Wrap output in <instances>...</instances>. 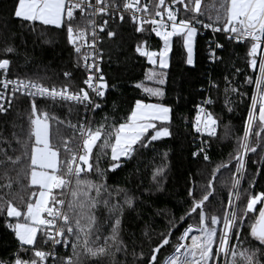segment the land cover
<instances>
[{
  "label": "snow or ice",
  "instance_id": "snow-or-ice-1",
  "mask_svg": "<svg viewBox=\"0 0 264 264\" xmlns=\"http://www.w3.org/2000/svg\"><path fill=\"white\" fill-rule=\"evenodd\" d=\"M179 4H183V11L193 15L189 18L179 17V9L175 7ZM154 8L156 9L154 12H149L148 4H141V0H111L110 3L106 0H96L95 4L89 3L88 0H15L10 18L20 20L22 27L26 26L31 31H35L32 24L36 22L44 26L54 25L60 28L66 34L67 44L72 46L76 54V66H79L80 61L83 60L87 75L82 80L85 87H80L77 91H70L67 84L57 89L55 86L47 87L31 79H9L8 70L11 61L8 58H0V89H2L0 113L8 112L16 93L31 97L26 138L21 141L15 133L12 134V139L19 146L20 154L9 155L8 150L17 152V149L12 147V140L6 137L0 139V144L3 145V148H0V157H2L0 165L5 166L4 182L0 184V188L12 187L8 166L20 164L22 160L27 161L26 174L29 185L38 186V191H33L21 207H17L12 200L0 202V213H6V217L17 218L15 223L7 220L5 222L14 232L20 245L14 256L0 259V264H45L49 257H55L53 264H95V261L102 257H108L109 264H121L116 259L117 254L121 252L127 254V245L120 235L121 216L123 206H133L134 198L127 194L126 189H118L116 195L123 193V202L117 201L111 204L112 193L108 191V185L103 178L107 170L121 166V157H132L137 150L134 146L147 148L151 141L171 135L169 127L158 126L155 123L168 121L171 109L161 103H145L138 99L124 122L117 124L113 121L109 124L107 118L96 122L87 116V112L101 109V104L97 103V100L106 96L109 87L100 67L104 54L98 47V41L101 38L100 33L110 39L116 37L117 31L112 27L117 23L116 13H119L120 21L130 19L135 32L143 33L150 30L163 41V47L158 53L145 50L139 42L134 49L153 64L156 63L155 58L158 56L161 68L168 67L167 55L172 38L175 36L182 37L183 46L187 50L186 62L189 65L193 64V38L199 27L221 32L228 40L249 44L248 66L254 69L258 67L259 71L254 74L255 90L251 96L247 120L243 125V136L238 138V150L234 156L237 160V173L243 175L246 154L256 151V147L249 143L250 133L255 132V136L264 141L262 132L256 131L253 127L258 118L259 128L264 129V0H219L216 16L209 17L212 22L208 23L198 18L202 14L201 0H170L167 4L166 0H158ZM77 10H79V21ZM104 14L108 15V19H104ZM165 15L166 20L163 18ZM156 17L161 18L156 19ZM97 28L100 29V33L96 32ZM211 43L215 48L210 46V59L221 60L222 58L215 55V50H222L224 45L215 40ZM82 51L83 56L80 55ZM15 52L16 49L6 38L5 47L0 53L8 55ZM240 72L241 70L237 68L234 74ZM63 75L69 79L72 77L71 72H65ZM155 75L157 74L153 73L147 78L152 79ZM160 76L159 83L162 85L165 81L162 73ZM223 82L224 104L227 107L231 103L228 96L239 94V89L231 86L232 80L228 76L224 77ZM246 83H253V77L249 76ZM209 84V90L216 88L219 91L217 83L210 79ZM137 87L143 85L139 84ZM144 91L150 96L163 95L161 88L144 87ZM36 97L50 99L53 105L58 102H74L76 105H83L86 109L81 121L77 124L69 122V126L79 138V143L75 148H70L68 142H65L62 145L65 153L63 159H61V146L50 142L49 130L50 121L58 124L64 121L48 111L39 109ZM212 103L211 98H208L203 100L201 105L196 106L197 113L193 127L197 132L207 131L214 136L217 118L202 106ZM227 110L231 112L233 109L228 107ZM101 140L103 142L98 146L100 151L95 155V163H90L94 146H97V142ZM260 146L264 147V143ZM107 148L111 149V160L108 169L105 170L99 167V162L101 156L106 155L104 150ZM198 151L204 153L205 160L208 159L203 147ZM192 155L196 156L197 152H193ZM93 170L100 178V182L81 178L82 173L87 174ZM254 182L255 176L243 192L237 190L229 194L227 205H222L219 215L210 216L206 215L205 202L209 201L212 193L205 192L198 197L195 188L189 187L186 191L190 207L184 216L190 217L192 213H197L198 223L188 224L179 236L174 237L175 242L172 233L175 223L171 220L167 230L157 234L155 241L145 230L144 235L149 239V250L147 253L141 250L139 254L133 250L132 255L138 256L134 264H264V191L255 192L252 187ZM239 183V179H236L233 181V186L238 187ZM212 187V180H209L207 188L212 189ZM102 195L105 196L103 200H101ZM237 201H240L239 205ZM101 202L109 210L111 228L107 236H102L101 226L95 215V210ZM258 205L260 206L256 215L255 210ZM184 216L180 219L183 220ZM252 216L255 218L252 219ZM245 217H249L250 237L257 242L255 247L245 246L247 237L241 240L243 233L240 231V225ZM193 232L198 234L189 236ZM40 238L45 245L51 246L48 251L37 247ZM186 240L188 242H185ZM234 240L240 242L234 243ZM61 244L70 245L71 252L57 257L55 247ZM165 246H170L171 252L161 259L158 253ZM133 248L135 249V245ZM22 255H29V258L23 259ZM123 264H127V261Z\"/></svg>",
  "mask_w": 264,
  "mask_h": 264
},
{
  "label": "trees",
  "instance_id": "trees-1",
  "mask_svg": "<svg viewBox=\"0 0 264 264\" xmlns=\"http://www.w3.org/2000/svg\"><path fill=\"white\" fill-rule=\"evenodd\" d=\"M14 2L15 0H0V50L5 47L6 38L16 49L13 54L0 53V58H8L11 61L10 76L35 80L46 86L62 87L67 84L69 89L73 90L83 87L84 72L80 65L75 64L76 54L72 46L67 44L65 32L54 25L44 26L39 22L32 24L35 31L29 30L26 26L22 27L20 20L10 18ZM177 6L180 16L189 18L193 15L183 11V4ZM218 7L219 0H201L202 14L198 18L205 23L212 22L209 17L216 16ZM112 27L117 31L116 37L110 39L103 34L101 42L104 54L101 69L109 87L106 96L97 100V103L101 104V109L89 111L87 116L96 122L107 118L109 124L113 121L118 124L124 122L138 99L162 103L171 109L170 119L161 123L169 127L170 136L151 141L147 148L134 146L137 150L132 157H122L121 166L117 169L107 170L111 160L110 148L104 150L106 155H102L99 162V167L107 170L103 179L108 185V191L112 193L111 204L117 201L123 202V193L116 195L118 189H126L127 194L134 198L133 206H123L121 216L120 235L127 245V254L121 252L116 256L121 264L124 261H127V264H134L138 256L132 255L133 250L137 254L141 250L145 253L149 250V239L144 235L145 230L155 241L157 234L167 230L171 220L175 223L172 229L173 242H175L174 237L179 236L188 224L198 223L197 213H192L190 217L184 216L190 207L186 191L189 187L195 188L198 197L205 192L212 193L209 201L205 202V212L208 216L219 215L222 205H227L237 163L234 156L238 150V138L243 136V125L247 120L248 108L251 104L255 84L254 74H257V68L248 66L250 58L247 56V51L250 45L228 40L221 32L216 38L224 47L222 50L216 49V55L222 59L211 60L209 47L212 45L210 44L212 35L209 32L202 34L200 31L194 37L193 64L189 65L186 62L187 51L183 46L182 37L175 36L169 53V65L167 68H160L134 49L139 42L145 50H149V47L159 50L161 39L151 35L150 30L143 33L135 32L130 19L117 21ZM212 47L215 48L213 45ZM237 68L241 70L240 74H234ZM153 70L157 74L153 76L154 78L160 79V74H163L164 84L161 85L147 78L153 74ZM65 72H71L72 77L65 78L63 75ZM225 76L232 80V87L239 89V94L228 96L231 103L227 107L224 104ZM249 76L253 77V83H246ZM210 79L218 84L219 91L216 88L209 90ZM139 84L143 87H137ZM147 84L161 88L163 95L150 96L144 91ZM208 98H211L213 103L203 105H206L208 111L217 118L214 136L207 131L197 132L193 127L197 113L196 106L201 105L202 101ZM36 100L39 109L48 111L64 121L61 124L50 121L51 143L61 146V159H63L65 153L62 145L68 142L70 148H75L79 143V138L69 126V122L77 124L81 121L86 109L83 105L72 102H58L53 105L50 99L36 97ZM30 103L31 97L17 93L8 112L0 113V139L6 137L12 140V147L17 149L15 153L8 150L9 155L20 154L19 146L12 139V134L15 133L21 141L26 138L29 129ZM228 107L233 110L229 112ZM254 129L264 135V129L259 128L258 120ZM102 142V140L98 141L97 146H94L90 163H95V155L100 151L98 146ZM261 143L264 141L256 137L253 132L252 145L256 147V151L248 155L240 192L249 187V181H252L253 176H255L252 185L254 191H264V147L260 146ZM201 147L205 149L207 160L204 159V153L198 151ZM0 148H3L2 144ZM193 152H197V155L193 156ZM4 171L5 166L0 165V184L4 182ZM8 173L12 179V187L0 188V202L12 200L17 207H21L33 191H38V186L29 185L25 160L20 164L8 166ZM81 178L100 182L94 170L87 174L82 173ZM209 180H212V189L207 188ZM104 198L105 196L102 195L101 200ZM239 203L240 201L238 205ZM259 206L255 210L256 215ZM95 215L101 226L102 236H107L111 223L109 210L102 202L95 210ZM181 216H184L183 220L180 219ZM254 218L252 216V219ZM6 220L15 223L17 218L6 217V213H0V259H9L20 247L14 232L7 227ZM240 231L243 233L241 240L247 237L245 246L255 247L257 242L250 237L249 217H245L240 225ZM37 247L42 248V238ZM67 252L68 254L71 252L70 245ZM170 252L171 247L165 246L158 256L163 259ZM22 258L28 259L29 255H22ZM95 264H109V258H99Z\"/></svg>",
  "mask_w": 264,
  "mask_h": 264
},
{
  "label": "built area",
  "instance_id": "built-area-1",
  "mask_svg": "<svg viewBox=\"0 0 264 264\" xmlns=\"http://www.w3.org/2000/svg\"><path fill=\"white\" fill-rule=\"evenodd\" d=\"M88 2L89 3H92V4H95V2H96V0H88ZM106 2H108V3H110L111 2V0H106ZM158 2V0H151V2H149V0H141V4H145V3H147L148 4V6H149V12H154L156 9L154 8V6H155V4ZM167 3H170V0H166V4ZM175 7H177L178 8V6H175ZM99 15L100 14H98V17H99ZM97 17V18H98ZM119 13H116L115 14V18L117 19V21H120L119 20ZM179 17H182V16H180L179 15ZM178 17V18H179ZM161 17H156V19H160ZM165 20L167 19L166 18V15L163 17ZM182 18H184V17H182ZM79 19H80V17H79V10H77V20L79 21ZM104 19H108V15L107 14H104ZM81 26L83 27V23L81 24ZM150 27V26H149ZM198 31H200L202 34H206V33H210L211 35H212V37H210V44H212L211 42L213 41V40H215L216 42H218V43H220L219 41H218V39L216 38V35L219 33V32H214L211 28H203V27H199L198 28ZM96 32L97 33H100V29L99 28H97L96 29ZM150 32V34L151 35H153V36H155V37H157L156 35H155V33H153V32H151V31H149ZM89 35H91V33L89 32ZM100 35H101V38H100V40L98 41V47L100 48V50L102 51V48H101V42H102V36H103V33H100ZM159 38V37H158ZM160 39V38H159ZM239 42H243V41H239ZM221 44V43H220ZM214 47H215V45L214 44H212ZM212 45H211V48H213L212 47ZM151 46V45H150ZM163 47V41L161 40V44H160V47H159V50L161 49ZM150 48V47H149ZM209 50H210V47H209ZM83 54H84V52L82 51L81 52V56H83ZM215 55H216V50H215ZM217 56V55H216ZM258 56H259V53H258ZM258 56H257V59H258ZM211 60H213V59H211ZM90 62V61H89ZM102 63V62H101ZM101 63H100V67H101ZM83 64H84V61L83 60H81L80 61V66H81V68H82V70H83V72H84V78L86 77V75H87V73L85 72V70H84V67H83ZM102 70V69H101ZM258 67H257V73H258ZM10 69L8 70V78L9 79H17V77H12V76H10ZM19 79H21V78H19ZM44 86H46V85H44ZM47 87H51V86H47ZM83 87H85V86H83ZM57 89H60L61 87H56ZM0 90H2V89H0ZM70 91H77V90H73V89H69ZM254 90H255V84H254ZM254 92V91H253ZM17 94V93H16ZM15 94V95H16ZM90 95H91V92H90ZM15 97V96H14ZM38 98H42V97H38ZM13 100H14V98L12 99V102H13ZM12 102H11V105H12ZM72 103H74V102H72ZM203 107H205L206 109H207V107H206V105H202ZM5 107H7V104L5 105ZM208 110V109H207ZM203 131H200V133H202ZM251 136H252V134L250 133V137H249V139H251ZM248 154H249V152L246 154V156H245V167H246V163H247V158H248ZM244 167V168H245ZM244 170V169H243ZM234 189H236V188H234ZM68 246L69 245H63V244H61V245H57L56 247H55V252H56V256L57 257H60V256H64V255H66V254H68V252H67V248H68ZM49 247H51L50 245H45L44 243H43V240H42V250H44V251H48L49 250ZM55 260V257H49L46 261H45V264H53V261Z\"/></svg>",
  "mask_w": 264,
  "mask_h": 264
},
{
  "label": "rangeland",
  "instance_id": "rangeland-1",
  "mask_svg": "<svg viewBox=\"0 0 264 264\" xmlns=\"http://www.w3.org/2000/svg\"><path fill=\"white\" fill-rule=\"evenodd\" d=\"M174 38V37H173ZM172 38V39H173ZM171 44H172V42H171ZM170 50H171V47H170ZM170 50H169V52H168V55H167V63H168V65H169V53H170ZM148 51H156L157 53L159 52V50L158 49H151V48H149V50ZM187 51V50H186ZM193 51H194V38H193ZM194 53V52H193ZM156 59V63L154 64V65H157L158 67H160V64H159V58H158V56L155 58ZM149 62H151V61H149ZM152 63V62H151ZM153 64V63H152ZM161 68V67H160ZM152 69V68H151ZM156 71H152V73H155ZM149 80H154V81H157V82H159V78L158 77H156V78H152V79H149ZM153 82V81H152ZM146 87H148V88H157V87H155V86H153V85H150V84H147L146 85ZM145 103H158V102H155V101H145V100H143ZM162 104V103H161ZM166 106V105H165ZM256 112H257V117H258V107H257V109H256ZM169 117H170V114H169ZM170 119V118H169ZM257 120H258V118H257ZM163 122H167V121H156L155 123L158 125V126H165V127H167V125L166 124H161V123H163ZM255 124H256V121L254 122V125H253V127H255ZM149 132H151V129H149ZM49 133H50V130H49ZM251 134H253V132L251 133ZM249 137H250V135H249ZM50 142H51V140H50ZM249 143L250 144H252V136H251V139H249ZM240 151H242V149H240ZM249 154H250V152H249ZM248 154V155H249ZM122 158V157H121ZM248 159V158H247ZM237 164V163H236ZM246 168V167H245ZM245 168H244V170H242L243 171V175H241L240 173H237L236 172V167H235V171H234V178H233V181L234 180H236V179H239V181H240V183H239V186L238 187H234L233 186V183H232V191H231V193H235L237 190H241V186H242V183H243V180H244V176H245ZM234 188H236V189H234ZM237 204H238V201H237ZM20 220H21V222H23L22 221V219L20 218ZM17 222V221H16ZM193 225H196V224H193ZM196 234H198V233H196V232H193V233H190L189 234V236H191V235H196ZM185 242H188L187 240L185 241Z\"/></svg>",
  "mask_w": 264,
  "mask_h": 264
}]
</instances>
